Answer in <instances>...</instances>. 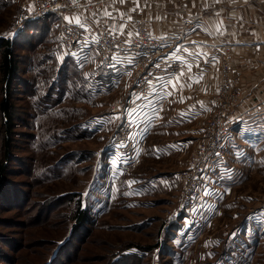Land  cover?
Wrapping results in <instances>:
<instances>
[{
  "label": "rangeland",
  "instance_id": "1",
  "mask_svg": "<svg viewBox=\"0 0 264 264\" xmlns=\"http://www.w3.org/2000/svg\"><path fill=\"white\" fill-rule=\"evenodd\" d=\"M18 16L17 0H0V39L12 42L18 67L6 161L0 115V162L8 170L0 264H264V145H232L226 172L203 186L207 206L170 219L178 207L176 174L190 165L218 107L221 75L217 87L208 86L213 75L204 84L208 100L200 95L175 111L187 121L167 114L145 128L133 169H115L107 158L120 121L110 110L124 92L119 77L109 90L96 86L93 52L77 63L57 44L53 17L20 30ZM211 55L215 60L213 49ZM230 77L236 79L232 69ZM2 91L0 80V100ZM77 200L91 224L71 232Z\"/></svg>",
  "mask_w": 264,
  "mask_h": 264
},
{
  "label": "built area",
  "instance_id": "2",
  "mask_svg": "<svg viewBox=\"0 0 264 264\" xmlns=\"http://www.w3.org/2000/svg\"><path fill=\"white\" fill-rule=\"evenodd\" d=\"M17 3L20 30L27 29L32 22L53 17L56 20L54 37L65 56L83 64L93 52L97 64L113 73L133 71V83L128 93L120 95L110 105L111 113L119 116L120 121L109 143L107 158L108 164L115 169L119 165L133 169L138 164L145 128L157 120L164 95L186 63L178 53L164 55L169 39L152 37L141 23L134 26V35L128 39L103 25L78 26L66 20L68 13L86 7L81 0H76L75 4L73 0H17ZM214 51L219 52L218 49ZM218 57L221 75L216 94L218 107L212 109L213 113L204 124L190 165L176 174L178 207L170 219L179 211L194 215L207 206L208 201H201L204 197L201 191L213 173L226 172L235 124L239 122L247 127L257 118V113L250 112L255 106L235 115L234 106L239 100L241 86L238 80L230 77L231 54L225 52Z\"/></svg>",
  "mask_w": 264,
  "mask_h": 264
},
{
  "label": "crops",
  "instance_id": "3",
  "mask_svg": "<svg viewBox=\"0 0 264 264\" xmlns=\"http://www.w3.org/2000/svg\"><path fill=\"white\" fill-rule=\"evenodd\" d=\"M81 1L86 7L68 13L66 17L70 22L76 23L74 18L78 17L82 25H103L128 39L134 35V26L141 23L152 37L169 39L164 55L178 53L186 63L180 72L183 75L179 73L174 78L171 89L164 95L157 120L148 128L164 121L167 114L182 121L176 118L175 111L192 98L207 95L209 90L203 86L212 75L214 81L208 86L213 83L217 87L220 78L218 55L222 57L228 52L231 54L230 67L241 86L239 100L234 106L235 115L259 106L250 111L257 113V118L249 126L235 124L229 153L232 145H264V0ZM54 23L56 25L55 19ZM212 49L219 51L215 53V60ZM190 71L195 74L191 75ZM116 75L124 89L123 94H127L133 83V71H121ZM192 89L197 93L195 96H192ZM203 95L198 101L208 100ZM219 198H223V194Z\"/></svg>",
  "mask_w": 264,
  "mask_h": 264
},
{
  "label": "trees",
  "instance_id": "4",
  "mask_svg": "<svg viewBox=\"0 0 264 264\" xmlns=\"http://www.w3.org/2000/svg\"><path fill=\"white\" fill-rule=\"evenodd\" d=\"M0 80L2 83L3 91H2V99L0 100V115L2 118V129L4 132V140H3V158L6 161L10 157L9 148L11 145L9 141H11L12 135V127L14 119V111L13 105L11 104L9 97V91L11 90V83L13 80L17 78L18 74V67L16 56L14 53V48L12 42L9 39H0ZM71 59V57H69ZM73 59V58H72ZM74 60V59H73ZM77 65V64H76ZM96 66V73H95V81L96 86L101 88L105 87L107 90L111 88V84L114 78L117 77L116 73H113L110 69L101 66ZM100 71V73H98ZM113 85V84H112ZM99 88V89H101ZM7 168L5 163L0 162V202L2 201L1 198H5L6 196V172ZM5 201V200H4ZM75 211L73 213V217L71 218L72 224L70 226L71 232L79 231L80 228H86L91 224L90 216H89V209L86 207H82L79 200L75 202Z\"/></svg>",
  "mask_w": 264,
  "mask_h": 264
},
{
  "label": "snow or ice",
  "instance_id": "5",
  "mask_svg": "<svg viewBox=\"0 0 264 264\" xmlns=\"http://www.w3.org/2000/svg\"><path fill=\"white\" fill-rule=\"evenodd\" d=\"M75 2H76V0H73V3L75 4ZM121 3H123V0H121ZM139 5L137 4V7H138ZM29 10H31V9H29ZM133 11H135V9H133ZM109 15H110V13H109ZM66 20H69V18L68 17H66L65 18ZM75 19V21H76V24L78 25V26H80V20H79V18L78 17H76V18H74ZM137 35H139V33H136ZM129 35V37H131V33H129L128 34ZM128 41H125V43H127ZM182 62V61H181ZM180 75H183V73H180ZM177 81H178V77H177ZM198 82V81H197ZM173 87H175V85L173 84ZM169 95H170V93H169ZM217 156H219V153H217L216 154ZM244 154H243V152H237V158H239V157H242ZM260 163H261V165L262 166H264V161H260Z\"/></svg>",
  "mask_w": 264,
  "mask_h": 264
}]
</instances>
